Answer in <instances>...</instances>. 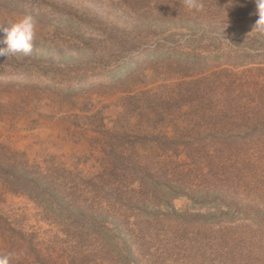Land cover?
Here are the masks:
<instances>
[{
    "label": "rangeland",
    "instance_id": "rangeland-1",
    "mask_svg": "<svg viewBox=\"0 0 264 264\" xmlns=\"http://www.w3.org/2000/svg\"><path fill=\"white\" fill-rule=\"evenodd\" d=\"M158 3L0 0V47L37 22L31 55L0 56L9 264H264L255 2Z\"/></svg>",
    "mask_w": 264,
    "mask_h": 264
},
{
    "label": "clouds",
    "instance_id": "clouds-1",
    "mask_svg": "<svg viewBox=\"0 0 264 264\" xmlns=\"http://www.w3.org/2000/svg\"><path fill=\"white\" fill-rule=\"evenodd\" d=\"M254 2L258 19L253 29L264 33V0H254ZM183 4L189 11H202L204 8L203 0H183ZM7 25L3 28L6 38L2 42L6 47H0V56L7 57L16 53H23L25 56L31 55L36 38L37 22L35 17L26 13ZM10 255L0 258V264H9Z\"/></svg>",
    "mask_w": 264,
    "mask_h": 264
},
{
    "label": "trees",
    "instance_id": "trees-1",
    "mask_svg": "<svg viewBox=\"0 0 264 264\" xmlns=\"http://www.w3.org/2000/svg\"><path fill=\"white\" fill-rule=\"evenodd\" d=\"M123 1H128V0H123ZM153 3H154V5L156 6V8H157V5H159L160 6V4L158 3V1H160V0H151ZM131 2H132V10H133V12H134V14L133 15H136V5H139L140 7L141 6H144V4H146V2H147V0H131ZM158 15V14H157ZM159 15H160V13H159ZM140 19L141 20H143L144 22H147V21H145L144 20V18H143V13L141 12L140 13ZM171 143H173V142H171ZM81 225H85V226H88L85 222H79ZM92 223V227L94 228V229H96L97 228V225H98V223L97 222H91Z\"/></svg>",
    "mask_w": 264,
    "mask_h": 264
}]
</instances>
